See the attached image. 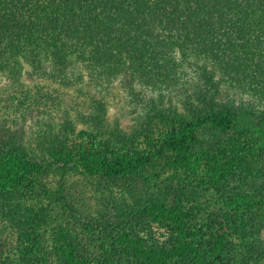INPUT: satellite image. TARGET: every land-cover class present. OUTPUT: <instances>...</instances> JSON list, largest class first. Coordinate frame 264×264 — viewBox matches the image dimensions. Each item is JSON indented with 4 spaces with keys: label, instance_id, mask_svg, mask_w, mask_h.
I'll return each instance as SVG.
<instances>
[{
    "label": "trees",
    "instance_id": "1",
    "mask_svg": "<svg viewBox=\"0 0 264 264\" xmlns=\"http://www.w3.org/2000/svg\"><path fill=\"white\" fill-rule=\"evenodd\" d=\"M177 49L184 55L203 57L231 87L264 102V0H0V75L16 80L24 69L20 58L33 70L50 66L63 75L75 62L86 61L107 82L129 73L154 89L174 90L187 81ZM200 96L202 105L187 100L188 117L173 111L160 113L169 128L155 150L135 151L131 156L107 143L100 153L79 145L75 147L84 160L81 164L106 179H131L144 170L151 171L168 150L185 166L191 159V169L204 164L214 167L222 181L240 168L256 174L248 162L254 154L250 147L234 142L223 159H211L207 149L197 150L198 128L227 133L238 119L231 107ZM65 104L60 93L44 86L16 82L0 92L4 117L30 110H64ZM256 123L264 137V116L256 117ZM115 136L121 143L134 145L132 135L118 130ZM262 143L264 148V138ZM41 150L42 160L25 147L17 129L0 127V196L14 192L32 172L47 165L74 163L73 150L60 134L51 137ZM173 195L168 202L160 198L146 201L140 209L145 217L171 226L173 247L151 246L139 236L123 233L117 241L125 255L111 253L102 264H170L175 255H189L197 264H208L200 249V234L193 228L191 210L186 209L180 193ZM230 196L237 208L243 205L247 211L260 210L264 217V192H234ZM1 213L20 227L26 252H31L35 232L28 208L9 200L1 206ZM242 224L245 228L249 220L245 218ZM215 238L213 250L220 252L226 240L224 231H217ZM59 240L58 250L67 264H91L65 233ZM261 253L257 243H250L241 260L256 263Z\"/></svg>",
    "mask_w": 264,
    "mask_h": 264
},
{
    "label": "rangeland",
    "instance_id": "2",
    "mask_svg": "<svg viewBox=\"0 0 264 264\" xmlns=\"http://www.w3.org/2000/svg\"><path fill=\"white\" fill-rule=\"evenodd\" d=\"M177 50L187 81L174 90L154 89L132 79L129 73L107 82L86 61L75 62L63 75L50 66L33 70L20 58L24 69L19 80L0 75V92L20 82L29 87L44 86L60 93L66 102L64 110H30L10 117L0 114V127L17 129L25 147L41 160L42 145L60 134L75 157L72 165H47L32 172L14 192L0 196V264H67L58 250L62 233L91 264H102L111 253H123L117 241L123 233L139 236L151 246L171 248L175 244L171 226L145 217L140 209L156 198L168 202L173 193H180L186 209L191 210L193 228L200 234V249L208 264H246L241 255L253 242L263 256L252 264H264L262 211H247L243 205L237 208L230 196L234 192H264V137L256 123V117L264 116V102L231 87L203 57ZM200 95L231 107L238 119L227 133L198 128L197 150L207 149L211 159H223L234 142L250 147L254 154L248 162L256 174L240 168L222 181L214 167L204 164L191 169V159L185 166L168 150L151 171L144 170L131 179H106L81 164L84 160L75 147L79 145L100 153L107 143L131 156L135 151L155 150L169 128L160 113L173 111L188 117L187 100L202 105ZM118 130L135 137L134 145L121 143L115 136ZM9 200L30 212L35 232L31 252H26L20 227L1 213V206ZM245 218L249 225L243 228ZM217 231H224L226 237L220 252L213 250ZM170 264L197 263L189 255H175Z\"/></svg>",
    "mask_w": 264,
    "mask_h": 264
}]
</instances>
